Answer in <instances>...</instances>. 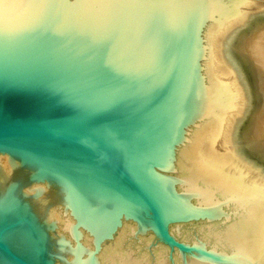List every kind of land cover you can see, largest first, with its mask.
I'll return each mask as SVG.
<instances>
[{
    "label": "water",
    "instance_id": "water-1",
    "mask_svg": "<svg viewBox=\"0 0 264 264\" xmlns=\"http://www.w3.org/2000/svg\"><path fill=\"white\" fill-rule=\"evenodd\" d=\"M222 1L0 0V264H99L127 222L165 264H233L170 229L215 215L173 163L228 95Z\"/></svg>",
    "mask_w": 264,
    "mask_h": 264
},
{
    "label": "bare ground",
    "instance_id": "bare-ground-1",
    "mask_svg": "<svg viewBox=\"0 0 264 264\" xmlns=\"http://www.w3.org/2000/svg\"><path fill=\"white\" fill-rule=\"evenodd\" d=\"M211 56L227 98L194 120L173 168L213 218L170 226L233 264H264V8L259 0H223ZM127 222L98 254L99 264H165L166 247L146 251L152 235L132 240ZM176 264L180 256L174 253ZM188 264L200 263L190 259ZM167 264V263H166Z\"/></svg>",
    "mask_w": 264,
    "mask_h": 264
},
{
    "label": "rangeland",
    "instance_id": "rangeland-1",
    "mask_svg": "<svg viewBox=\"0 0 264 264\" xmlns=\"http://www.w3.org/2000/svg\"><path fill=\"white\" fill-rule=\"evenodd\" d=\"M261 6H262V9L264 8V0H259Z\"/></svg>",
    "mask_w": 264,
    "mask_h": 264
}]
</instances>
